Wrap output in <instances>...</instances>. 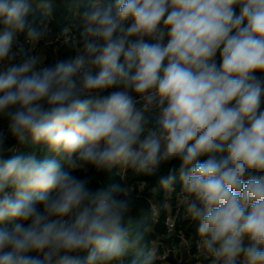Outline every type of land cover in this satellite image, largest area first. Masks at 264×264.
Returning <instances> with one entry per match:
<instances>
[{"label":"clouds","instance_id":"obj_1","mask_svg":"<svg viewBox=\"0 0 264 264\" xmlns=\"http://www.w3.org/2000/svg\"><path fill=\"white\" fill-rule=\"evenodd\" d=\"M30 8L0 0V264H118L141 247L131 188L93 186L116 166L179 178L214 264H264V0L96 3L79 11L77 54L51 64L13 51L18 34L44 36ZM10 141L63 166L5 159Z\"/></svg>","mask_w":264,"mask_h":264},{"label":"trees","instance_id":"obj_2","mask_svg":"<svg viewBox=\"0 0 264 264\" xmlns=\"http://www.w3.org/2000/svg\"><path fill=\"white\" fill-rule=\"evenodd\" d=\"M93 1L96 0H31V8L27 20L29 24L37 28L40 27L39 22L44 21H49L57 30H62L69 22L75 23L78 27L80 26L79 11L82 12L85 9L91 8ZM101 1L104 5H114L115 2V0ZM238 13L239 9H237ZM67 48L68 45H65L48 51V55L43 63L51 64L57 58L66 59L63 54ZM215 60L217 64L221 61L219 51L216 53ZM156 122L151 123V126H155ZM9 146L10 148L18 146V149L15 152L9 151L6 153L5 159L14 155L34 153L38 160L56 159L63 166L62 158L57 156L55 152L50 151L45 145H33L31 141L17 145L10 141ZM171 166L162 165L161 172L166 173ZM75 174L80 175L81 173L77 172ZM112 182H120L128 187L133 186L132 193L135 197V208L131 213V227L134 232L139 231L143 234L141 247L125 256L118 264H130V261L135 256L142 255L147 251H151L154 254L155 264H211L210 259H207L203 255L198 254L195 256L194 250L183 255L176 249L174 252V263L167 260L162 261L157 258V255L163 253L167 246L164 240L166 231L161 220L172 206L176 195L182 190V184L179 178H177L173 185L164 188L158 183L156 176L137 174L128 168L121 174L120 166H116L110 172L95 174L93 186L103 187ZM155 206L158 208L157 213L160 217L158 221L154 220L153 207ZM197 229V222L192 220L187 214L181 217L176 224L177 234L182 235L190 242H194L200 237ZM81 256H86V253H82Z\"/></svg>","mask_w":264,"mask_h":264},{"label":"built area","instance_id":"obj_3","mask_svg":"<svg viewBox=\"0 0 264 264\" xmlns=\"http://www.w3.org/2000/svg\"><path fill=\"white\" fill-rule=\"evenodd\" d=\"M96 3L103 4L101 0L93 1L92 6ZM33 26V25H32ZM38 30L44 31V36L42 39L33 45L29 42L26 38V34L21 33L18 34L16 40L13 43V51L18 53V55H36L42 58L43 62L48 55L47 52L50 50L57 49L59 47L68 45L66 51H64V57L71 58L77 54V49L82 45V25L78 26L73 23L69 22L66 26L63 27L62 30H57L49 21L39 22ZM34 27V26H33ZM74 46H71L74 44ZM62 55V54H60ZM257 76L262 75L261 73H256ZM263 105V104H262ZM138 107L140 105H137ZM262 107V106H261ZM264 109V106L262 107ZM146 118L149 121L148 126H151V123L157 121L158 119V112L151 111L146 114ZM10 152H15L18 149V146L12 147ZM121 174L124 173L126 168L121 167ZM131 190L133 191V186H130ZM171 208V210H170ZM169 208L168 212L162 218V224L166 231L165 237H171V243L175 250L177 249L180 251V247H185L187 253L191 250H194V255L197 256L203 255L207 259H210L211 264H214V258L206 253L202 246H201V237L197 238L194 242H190L185 239L182 235L177 234L176 232V224L181 217L186 215V210L184 207V193L183 189L176 195L172 206ZM154 212V220L158 221L160 219L156 207H153ZM169 253V249L166 246L163 253L158 254L157 258L159 260H167Z\"/></svg>","mask_w":264,"mask_h":264},{"label":"water","instance_id":"obj_4","mask_svg":"<svg viewBox=\"0 0 264 264\" xmlns=\"http://www.w3.org/2000/svg\"><path fill=\"white\" fill-rule=\"evenodd\" d=\"M165 242L167 244V247L169 249V253H168V257H167V261L174 263L175 259H174V249L171 243V237H165ZM180 252L185 255L187 253V250L185 247H180Z\"/></svg>","mask_w":264,"mask_h":264},{"label":"rangeland","instance_id":"obj_5","mask_svg":"<svg viewBox=\"0 0 264 264\" xmlns=\"http://www.w3.org/2000/svg\"><path fill=\"white\" fill-rule=\"evenodd\" d=\"M155 207H156V209H158L157 206H155Z\"/></svg>","mask_w":264,"mask_h":264},{"label":"crops","instance_id":"obj_6","mask_svg":"<svg viewBox=\"0 0 264 264\" xmlns=\"http://www.w3.org/2000/svg\"><path fill=\"white\" fill-rule=\"evenodd\" d=\"M170 210H171V208H170Z\"/></svg>","mask_w":264,"mask_h":264}]
</instances>
